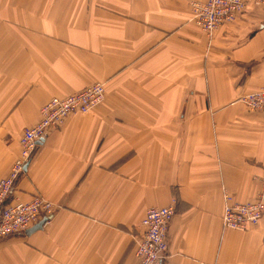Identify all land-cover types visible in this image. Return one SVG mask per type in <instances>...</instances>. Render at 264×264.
<instances>
[{
  "label": "crops",
  "instance_id": "obj_1",
  "mask_svg": "<svg viewBox=\"0 0 264 264\" xmlns=\"http://www.w3.org/2000/svg\"><path fill=\"white\" fill-rule=\"evenodd\" d=\"M193 0H0V179L54 96L93 82L105 99L39 143L12 199L56 210L0 238V264H135L150 207L176 204L162 264H264V219L222 222L223 191L264 176V0L212 37ZM205 1V0H200Z\"/></svg>",
  "mask_w": 264,
  "mask_h": 264
},
{
  "label": "built area",
  "instance_id": "obj_2",
  "mask_svg": "<svg viewBox=\"0 0 264 264\" xmlns=\"http://www.w3.org/2000/svg\"><path fill=\"white\" fill-rule=\"evenodd\" d=\"M250 0H207L192 3L194 20L212 34L221 24L235 22L246 11ZM105 88L93 83L64 97L55 96L40 110V119L27 127L20 137V153L6 177L0 179V238L24 233L44 217L54 213V204L41 195L29 201L12 199L19 179L24 175L39 143L50 130L61 127L71 115L86 113L102 102ZM253 108L264 109V87L250 92L244 98ZM223 224L227 228L245 230L257 224L264 209V177L258 199L239 203L225 193ZM176 214L175 204L150 207L143 218V232L136 239L135 264H162L168 252V231Z\"/></svg>",
  "mask_w": 264,
  "mask_h": 264
},
{
  "label": "rangeland",
  "instance_id": "obj_3",
  "mask_svg": "<svg viewBox=\"0 0 264 264\" xmlns=\"http://www.w3.org/2000/svg\"><path fill=\"white\" fill-rule=\"evenodd\" d=\"M197 1H200V0H193V1H191L190 2V4H191V8H192V11H193V6H192V3H194V2H197ZM205 1H207V0H205ZM205 1H201V2H205ZM249 4V3H248ZM248 7V6H247ZM244 13H242L241 15H243ZM240 15V16H241ZM193 21H194V23L196 24V22H195V20H194V12H193ZM231 23H233V22H226V23H223V24H221V26H219V28H217L216 30H215V32H213L212 34H210V33H207L205 30H203L199 25H197L206 35H208L209 37H212L222 26H224V25H226V24H231ZM93 83H97V82H93ZM93 83H91V84H93ZM98 83H101L103 86H104V88H105V95H106V87H105V85L102 83V82H98ZM91 84H89V85H91ZM89 85H87L86 87H88ZM264 87V86H263ZM84 89V88H83ZM251 92H253V91H251ZM250 92H248V93H246L245 95H243L242 96V98H241V101L245 104V106L249 109V110H255V111H264V109H259V108H257V107H252L251 105H249L248 103L246 104V102L244 101V97L247 95V94H249ZM55 97V96H54ZM59 97H64V96H59ZM104 99H105V96H104V98H103V100H102V102L104 101ZM102 102H100L98 105H96L94 108H96L97 106H99L100 104H102ZM93 108V109H94ZM93 109H91V110H93ZM90 110V111H91ZM89 112V111H88ZM87 113V112H86ZM40 119V118H39ZM38 119V120H39ZM36 123V122H35ZM22 136V135H21ZM264 176H262L260 179H259V186H258V190H257V192H256V194H255V196L252 198V199H249V200H245V201H241V200H238L237 198H235L234 197V195H232L228 190H226V189H224V191H223V213H222V216H221V218H222V222H223V214H224V210H225V204H226V198H224V195H225V193H229L231 196H232V200L234 201V202H239V203H244V202H249V201H256L257 199H258V195H259V193H260V191H261V186H262V178H263ZM50 201V200H49ZM51 202V201H50ZM171 204H173V203H171ZM170 205V204H169ZM175 206H176V204H175ZM55 210H56V208H55V206H54V212H55ZM54 214V213H53ZM261 218H260V220H259V222L257 223V224H253V225H251V226H248L245 230H249V229H251V228H255L256 226H258L261 222H262V220L264 219V209H263V211L261 212ZM44 218H46V221H47V219L49 218V217H44ZM43 218V219H44ZM227 228V227H226ZM230 229H232V228H230ZM236 230H240V229H236ZM21 234H26V231L24 232V233H21ZM2 238H5V237H2Z\"/></svg>",
  "mask_w": 264,
  "mask_h": 264
},
{
  "label": "water",
  "instance_id": "obj_4",
  "mask_svg": "<svg viewBox=\"0 0 264 264\" xmlns=\"http://www.w3.org/2000/svg\"><path fill=\"white\" fill-rule=\"evenodd\" d=\"M46 222V218L40 220L37 224H35L34 226H32L31 228H29L27 231H26V234H31L37 230H40L42 229L43 227V224Z\"/></svg>",
  "mask_w": 264,
  "mask_h": 264
}]
</instances>
